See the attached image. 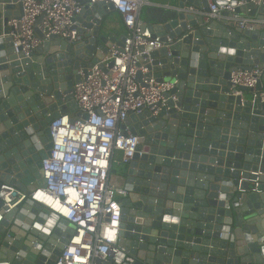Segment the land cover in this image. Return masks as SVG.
Listing matches in <instances>:
<instances>
[{
	"label": "water",
	"instance_id": "water-1",
	"mask_svg": "<svg viewBox=\"0 0 264 264\" xmlns=\"http://www.w3.org/2000/svg\"><path fill=\"white\" fill-rule=\"evenodd\" d=\"M78 1L83 39L69 44L52 35L26 56L15 52L9 27L22 5L0 0V191L7 184L34 192L45 184L50 124L77 110L80 70L114 44L123 49L124 34L105 27L113 4ZM162 1L145 24L162 47H141L148 54L138 66L173 87L157 114L142 109L121 126L139 137L121 173L126 251L97 262L121 264L126 254L133 264H264V73L256 90L231 83L236 69L264 63V31L242 28L229 11L205 22L206 0ZM244 1L237 14L264 20V4ZM41 206L27 199L4 214L0 264L56 263L75 225Z\"/></svg>",
	"mask_w": 264,
	"mask_h": 264
},
{
	"label": "built area",
	"instance_id": "built-area-1",
	"mask_svg": "<svg viewBox=\"0 0 264 264\" xmlns=\"http://www.w3.org/2000/svg\"><path fill=\"white\" fill-rule=\"evenodd\" d=\"M206 1L209 10L202 12L205 22L221 11H229L242 28L264 31V20L237 14V7L244 5V0ZM252 1L256 5L264 4V0ZM19 2L22 14L9 20L16 53L27 56L52 35L69 44L83 39L77 20L83 9L80 1ZM99 2L113 4L112 12L120 17L123 31L112 34H124L123 49L114 44L86 73L80 70L82 80L75 84L73 91L77 110L55 118L50 124L53 147L42 160L45 184L34 192H22L7 184L0 191L3 202L0 226L4 214L27 199L75 225L74 234L55 264H101L97 259L114 260L125 253L126 247L120 245L123 215L120 201L128 192L121 173L117 174L114 166L130 163L137 152L139 137L129 131L125 134L121 126L131 113H140L142 109L157 114L156 104L173 87V83L151 74L146 64L138 66L143 55L148 54L141 47L149 44H153V50L162 47L160 37L152 40L141 18L146 0H91L90 4ZM263 73L264 63L251 69L238 68L231 74L232 86L256 90ZM83 114L88 117L84 118ZM117 152L122 154L121 159L117 158ZM124 255L121 264L135 262V257Z\"/></svg>",
	"mask_w": 264,
	"mask_h": 264
},
{
	"label": "crops",
	"instance_id": "crops-1",
	"mask_svg": "<svg viewBox=\"0 0 264 264\" xmlns=\"http://www.w3.org/2000/svg\"><path fill=\"white\" fill-rule=\"evenodd\" d=\"M163 7V1L162 0H146L145 4L142 7V14H145L144 22L148 23L150 18L152 16H155L157 13H159L162 10ZM246 15V14H245ZM119 22V25H105L106 29H109L110 33L114 32H121L123 31V27L121 24V20H117ZM121 26V31L119 30V27ZM115 169V167H114Z\"/></svg>",
	"mask_w": 264,
	"mask_h": 264
},
{
	"label": "rangeland",
	"instance_id": "rangeland-1",
	"mask_svg": "<svg viewBox=\"0 0 264 264\" xmlns=\"http://www.w3.org/2000/svg\"><path fill=\"white\" fill-rule=\"evenodd\" d=\"M141 18L144 20L145 14L141 13ZM119 19H120V17L115 12H112L106 16L104 22H105V25H111V26L114 25L115 26L116 24L119 25V22L117 21ZM119 30L121 31V26L119 27ZM121 157H122V154L117 152V158L121 159ZM114 167H115V171L117 172V174L123 172V166L122 165L116 164Z\"/></svg>",
	"mask_w": 264,
	"mask_h": 264
}]
</instances>
